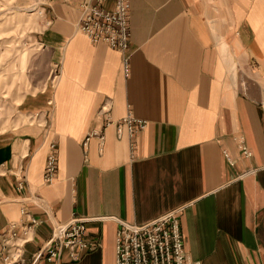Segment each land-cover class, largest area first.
<instances>
[{
	"label": "crops",
	"instance_id": "obj_1",
	"mask_svg": "<svg viewBox=\"0 0 264 264\" xmlns=\"http://www.w3.org/2000/svg\"><path fill=\"white\" fill-rule=\"evenodd\" d=\"M45 4L49 75L19 103L37 123L0 138V247L25 210L43 221L26 264H116L118 220L182 209L192 259L264 264V0H129V75L122 53L77 30L79 0ZM129 112L146 123L134 141L115 125ZM103 127V149L83 145ZM52 144L58 171L46 183ZM75 215L96 218L85 237L98 247L36 258L53 224Z\"/></svg>",
	"mask_w": 264,
	"mask_h": 264
},
{
	"label": "built area",
	"instance_id": "obj_2",
	"mask_svg": "<svg viewBox=\"0 0 264 264\" xmlns=\"http://www.w3.org/2000/svg\"><path fill=\"white\" fill-rule=\"evenodd\" d=\"M109 3L112 5L109 6ZM79 6L81 16L77 30L92 43H104L122 53L123 67L126 75H129L131 45L129 0H79ZM108 124L109 122L106 127ZM145 124L143 119L135 117L131 112L115 123L118 136L121 137L126 129L132 141ZM106 127L93 129L84 139L83 145L87 146L91 138H97L100 148L103 149ZM240 147L246 157L252 156V151L247 148L243 138L240 139ZM57 171L58 156L56 146L52 144L46 159L44 181L53 182ZM181 210L170 211L141 224L117 219L119 228L116 233V264H203L200 260L192 259L186 251L181 228ZM22 214L26 223H22L20 232L17 223H10L1 233L3 243L0 247V261L4 264H26L23 246L32 240L33 229L43 223L28 211L22 210ZM109 218L112 217L97 219ZM93 220L96 218L75 215L67 222L54 223L51 237L44 243L36 258L45 257L48 261H55L67 251L72 260H77L82 251L96 249L98 244L85 237L87 224Z\"/></svg>",
	"mask_w": 264,
	"mask_h": 264
},
{
	"label": "rangeland",
	"instance_id": "obj_3",
	"mask_svg": "<svg viewBox=\"0 0 264 264\" xmlns=\"http://www.w3.org/2000/svg\"><path fill=\"white\" fill-rule=\"evenodd\" d=\"M47 0H0V138L37 123L19 103L44 87L49 75L38 35L46 25ZM55 79V75H52Z\"/></svg>",
	"mask_w": 264,
	"mask_h": 264
}]
</instances>
